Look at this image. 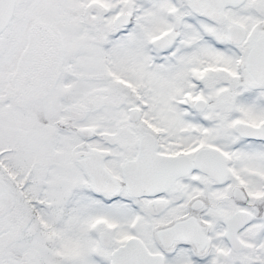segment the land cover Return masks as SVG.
<instances>
[{"label":"snow or ice","instance_id":"snow-or-ice-1","mask_svg":"<svg viewBox=\"0 0 264 264\" xmlns=\"http://www.w3.org/2000/svg\"><path fill=\"white\" fill-rule=\"evenodd\" d=\"M0 264H264V0H0Z\"/></svg>","mask_w":264,"mask_h":264}]
</instances>
